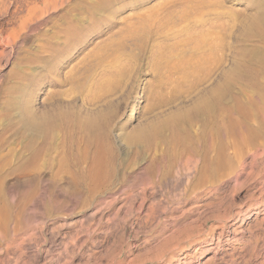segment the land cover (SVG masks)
I'll return each instance as SVG.
<instances>
[{
	"label": "rangeland",
	"instance_id": "1",
	"mask_svg": "<svg viewBox=\"0 0 264 264\" xmlns=\"http://www.w3.org/2000/svg\"><path fill=\"white\" fill-rule=\"evenodd\" d=\"M244 8L256 1L0 0V264H264V130L203 181L187 152L167 156L198 138L202 115L170 143L127 142L207 97L238 45L223 46L225 22ZM97 63L87 96L60 84ZM209 68L212 78L194 84ZM21 83L22 105L39 113L54 98L111 115L116 171L100 141L75 143L70 156L60 133L59 146L41 143L42 178L27 180L28 136L6 108Z\"/></svg>",
	"mask_w": 264,
	"mask_h": 264
},
{
	"label": "bare ground",
	"instance_id": "2",
	"mask_svg": "<svg viewBox=\"0 0 264 264\" xmlns=\"http://www.w3.org/2000/svg\"><path fill=\"white\" fill-rule=\"evenodd\" d=\"M255 1L256 8L251 11L252 13L249 14L248 8H244L236 12L238 17L225 22L227 41L223 46L231 50L232 40H237L238 45L234 49L231 69L223 71L216 78L208 90L207 97L198 100L189 110H177L163 121L147 123L142 128L135 129L128 135L127 142L130 145H135L148 134L160 138L164 144L170 143L172 136H177L176 134L182 136L184 131H188L187 123L202 115L207 124L198 138L196 140L192 138L182 153L177 154L173 150L167 152L168 157L182 156L187 152L189 158H194L198 163L196 168L202 181L210 176H218L221 167L233 163V157L239 159L240 151L251 147L258 130H264V0H252ZM213 50L218 53L216 42L213 44ZM94 57L101 59L102 56L96 53ZM193 68L196 69V66ZM99 70V63L84 66L80 78L77 74H72L70 78L61 79L60 84L73 85L79 94L85 97L91 86H99V80L91 81L94 73ZM180 70L186 76L183 66ZM213 74L214 68H209L204 71L203 78H195L197 81L194 84L200 86L210 80ZM124 76L120 77L119 83L124 80ZM106 77L103 72L101 78ZM114 86L108 87V91H104V96L118 88L117 86L113 89ZM22 87L23 83L15 87L17 94L8 101L6 108L15 113L28 136L24 156L21 158L25 164L20 165L27 180L42 178L43 170L39 164L42 156L41 143L46 139L48 145L59 146L60 133L66 136L70 156L75 143H81L83 140L88 144L100 141L103 146L101 155L110 159L109 164H113V170L116 171L115 146L110 141L113 131L111 115H104L102 112L95 116L88 115L85 111L74 110L73 107L65 108L54 98L47 103V108L39 113L29 105H22L20 98V93H23ZM165 132H169L170 135ZM230 150H234L233 157L229 156ZM27 161L36 166V175L28 172L30 166L28 165V168L25 166Z\"/></svg>",
	"mask_w": 264,
	"mask_h": 264
}]
</instances>
